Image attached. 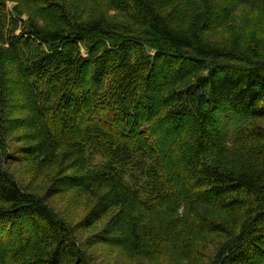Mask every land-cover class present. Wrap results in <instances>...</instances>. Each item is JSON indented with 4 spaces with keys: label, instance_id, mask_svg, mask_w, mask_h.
I'll use <instances>...</instances> for the list:
<instances>
[{
    "label": "trees",
    "instance_id": "obj_1",
    "mask_svg": "<svg viewBox=\"0 0 264 264\" xmlns=\"http://www.w3.org/2000/svg\"><path fill=\"white\" fill-rule=\"evenodd\" d=\"M8 1L0 264H93L49 202L72 189L99 196L87 226L116 210L100 238L129 254L167 264L176 239L173 264H200L214 235L207 264H264V0ZM21 135L23 153L76 170L30 192L8 167Z\"/></svg>",
    "mask_w": 264,
    "mask_h": 264
},
{
    "label": "rangeland",
    "instance_id": "obj_2",
    "mask_svg": "<svg viewBox=\"0 0 264 264\" xmlns=\"http://www.w3.org/2000/svg\"><path fill=\"white\" fill-rule=\"evenodd\" d=\"M15 5L20 6L22 9H27L28 7L26 3L23 6L21 0L8 1L10 8ZM27 15H24V17L27 18ZM255 33V39L261 43V49L263 48L264 51V32L260 28V25L255 27ZM83 52L86 54L87 51L83 49ZM254 122L257 125L264 126V119L255 120ZM20 137L13 140L10 144L11 155L14 157H11L8 167L14 178L22 185H27L30 192L42 196L47 192L58 175L69 174L76 170L72 168V162L67 160L66 156H63V159L60 157L54 164H46L35 155L29 156L23 153L18 147L30 145L32 144V140L24 138L22 135ZM231 154L234 155V152ZM231 154L229 153V158L226 161H224L226 158L225 151L215 152L211 158L218 162H229L233 159ZM96 161L100 162V158H96ZM98 199L97 192L87 194L76 192L72 189L50 198L49 202L59 219L66 220L74 228L75 232L78 233L79 240L86 250L85 254L92 260L93 264H157V262L148 261L142 256L129 254L121 247L102 242L100 236L108 226L116 210L111 211L102 220L91 226L84 224L85 219ZM225 241V237H216L214 235L207 237V240L203 241L202 247L199 249L205 255V259H201L202 262L200 264L209 263L214 257L217 248ZM179 249L182 248L176 239H172L170 244L164 245L165 254L163 255L166 257L167 264H173L181 258L178 255Z\"/></svg>",
    "mask_w": 264,
    "mask_h": 264
}]
</instances>
